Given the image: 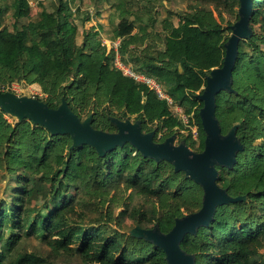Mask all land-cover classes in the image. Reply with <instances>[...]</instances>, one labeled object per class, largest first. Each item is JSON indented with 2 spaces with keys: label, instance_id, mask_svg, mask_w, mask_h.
Segmentation results:
<instances>
[{
  "label": "trees",
  "instance_id": "trees-1",
  "mask_svg": "<svg viewBox=\"0 0 264 264\" xmlns=\"http://www.w3.org/2000/svg\"><path fill=\"white\" fill-rule=\"evenodd\" d=\"M194 1L165 19L151 0L108 2L117 24L105 29L111 45H104L96 27L86 29L90 12L82 16L83 31L72 21L83 0L74 11L77 0H47L33 18L28 0H0V93L16 83L38 85L45 98L36 100L52 110L65 102L81 122L90 119L92 128L107 133L118 131L113 119L140 122L157 144L182 126L175 112L181 108L199 128V146L192 135L185 143L202 153L198 97L211 72L224 65L241 2ZM250 27V38L239 44L232 92L216 96L222 135L236 127L243 146L232 168L217 167V185L240 200L218 206L207 226L184 236L180 248L195 264H264V0H252ZM117 54L162 84L174 106L112 68ZM0 177L6 180L0 264H168L164 250L134 230L158 225L168 234L177 219L203 207L202 187L169 161L145 157L129 143L100 154L30 119L11 123L3 110ZM24 239L31 245L16 253Z\"/></svg>",
  "mask_w": 264,
  "mask_h": 264
},
{
  "label": "water",
  "instance_id": "water-1",
  "mask_svg": "<svg viewBox=\"0 0 264 264\" xmlns=\"http://www.w3.org/2000/svg\"><path fill=\"white\" fill-rule=\"evenodd\" d=\"M240 20L232 27V36L226 46V57L222 68L214 69L207 77V84L202 95L198 97L203 102L200 117L206 134L205 149L202 153H193L183 142L175 146V137L164 143L154 142L155 133L143 134L141 123L134 125L113 119L117 133H107L95 130L90 119L81 122L64 102L58 110L48 108L44 103L33 100L27 103L13 100L11 93H0V102L5 111L15 112L22 119H30L44 125L53 134H70L74 145L83 144L94 146L100 154L123 146L126 143L137 148L145 157L160 162L169 161L176 167V171H183L186 177L193 179L204 191L202 209L182 219H177L174 228L164 234L158 225L154 229L136 228L134 234L152 242L164 250L168 264H195V258L186 254L180 244L187 233H196L201 226H207L213 219L218 206L236 202L240 198H231L227 190L217 185L219 173L217 167L232 168L237 160V154L243 146L236 137V127L228 135H222V129L216 116V96L222 92H232L233 72L238 57V48L241 40L249 39L252 30L250 19L252 14V0H240Z\"/></svg>",
  "mask_w": 264,
  "mask_h": 264
},
{
  "label": "rangeland",
  "instance_id": "rangeland-1",
  "mask_svg": "<svg viewBox=\"0 0 264 264\" xmlns=\"http://www.w3.org/2000/svg\"><path fill=\"white\" fill-rule=\"evenodd\" d=\"M47 0H28L29 6H30V17H35L37 15V13L40 11V7H39V3H43ZM84 4L82 6V10H81V16H78V18H72L74 23H77L79 26V30L83 31V26H82V16L87 13L90 12L92 15V20L89 24H87V28H90L92 26L96 27V30L98 32V36L102 39H104L105 37V29H109L111 27H113L115 24H117L116 18L113 17V9L110 8L106 3L108 2H113L115 0H107L106 3H104L102 0L98 1V7L94 6V0H83ZM135 5L139 2V0H131ZM154 2V4L156 5L158 11L160 12L161 18L165 19L168 15V11L169 10H180V9H184V6L186 4V2L190 1L191 3H196V1L194 0H151ZM80 0H77L76 4H71L70 8L74 11L76 10V8L80 5ZM133 10L136 9L135 7H131ZM173 20L178 23V18H173ZM229 20V18H228ZM232 20L235 21V18H232ZM124 30H128L127 27H123ZM52 39L54 37H51ZM81 40V38L79 39V41ZM105 40V39H104ZM210 76V75H209ZM208 76V77H209ZM11 93V98H13V100H17L20 102H23L19 99H24L26 100L27 103H30L31 101H35L37 98H45V95L42 93L41 88L38 85H32V86H25L23 84H14L12 86V88L10 89ZM24 103V102H23ZM42 103H44L42 101ZM0 110H3L5 112V117L7 118V120L11 123H16L19 122L22 117L17 115L15 112H9V111H5L2 107V104L0 102ZM185 114V113H184ZM186 115V114H185ZM187 118H190L186 115ZM123 122H128V121H124ZM133 125L135 123L131 122ZM198 131L199 133V128L198 125L196 123L195 118L192 116L191 121H190V125H187L184 123V121L182 120V126L177 128L176 133L173 135L175 137V146L179 147L183 142H185L184 138L192 135L191 139L192 141H194L196 148L199 146L200 144V138L199 136H197V141L194 139V132L193 131ZM172 136V137H173ZM190 151H192L193 153H200L198 151V149H193L190 148ZM6 185V180L2 177H0V190L2 191L0 193V198L2 197V193L4 191ZM131 224L126 223L125 227H124V231L129 233L132 231L131 229ZM31 245V241H29L28 239H24L22 241L21 244L17 245L16 247H14V251L16 253H21L26 247H29Z\"/></svg>",
  "mask_w": 264,
  "mask_h": 264
},
{
  "label": "built area",
  "instance_id": "built-area-1",
  "mask_svg": "<svg viewBox=\"0 0 264 264\" xmlns=\"http://www.w3.org/2000/svg\"><path fill=\"white\" fill-rule=\"evenodd\" d=\"M103 44L111 45L109 41L104 40ZM114 47L118 48V44H114ZM111 67L120 70L123 75L129 79H131L136 84L146 85L158 95L159 99L167 102L169 107L174 106L173 99L165 92V89L162 84H160L154 77L145 75L144 73H140L134 70L132 65L124 64L119 54L116 55V58L111 62ZM175 112L182 118L185 124L190 125L191 118H187L181 108H175ZM194 132V139L197 141V136H199L198 131Z\"/></svg>",
  "mask_w": 264,
  "mask_h": 264
}]
</instances>
